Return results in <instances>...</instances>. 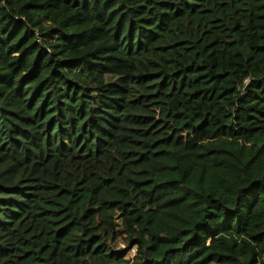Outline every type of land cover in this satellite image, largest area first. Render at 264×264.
I'll list each match as a JSON object with an SVG mask.
<instances>
[{
  "label": "trees",
  "instance_id": "trees-1",
  "mask_svg": "<svg viewBox=\"0 0 264 264\" xmlns=\"http://www.w3.org/2000/svg\"><path fill=\"white\" fill-rule=\"evenodd\" d=\"M0 264H264V0H0Z\"/></svg>",
  "mask_w": 264,
  "mask_h": 264
},
{
  "label": "rangeland",
  "instance_id": "rangeland-1",
  "mask_svg": "<svg viewBox=\"0 0 264 264\" xmlns=\"http://www.w3.org/2000/svg\"><path fill=\"white\" fill-rule=\"evenodd\" d=\"M118 248H119V249H124L123 244H119V245H118ZM133 254H134V250H131V251L128 253V258L132 257Z\"/></svg>",
  "mask_w": 264,
  "mask_h": 264
}]
</instances>
